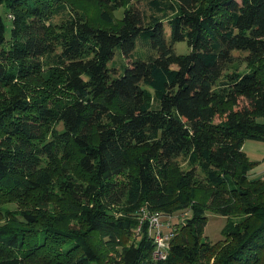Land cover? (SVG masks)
Segmentation results:
<instances>
[{
  "label": "trees",
  "instance_id": "1",
  "mask_svg": "<svg viewBox=\"0 0 264 264\" xmlns=\"http://www.w3.org/2000/svg\"><path fill=\"white\" fill-rule=\"evenodd\" d=\"M1 7L0 264H264V0Z\"/></svg>",
  "mask_w": 264,
  "mask_h": 264
},
{
  "label": "rangeland",
  "instance_id": "2",
  "mask_svg": "<svg viewBox=\"0 0 264 264\" xmlns=\"http://www.w3.org/2000/svg\"><path fill=\"white\" fill-rule=\"evenodd\" d=\"M121 12H122V9L117 11L116 14L121 13ZM0 14H2L9 21L7 13H5L3 7L0 8ZM57 19H59L58 16L56 17V20ZM141 43H142L141 40L137 39L136 47H135V54L137 56H139L141 54H147V52H148V47H146L144 44H141ZM174 48H175V51L177 53H186L189 50L185 41L176 42L174 44ZM115 61L117 64H119L121 62L130 63L129 59H123L122 56H120V54H117V56L115 57ZM259 121H263V118H259ZM256 142L257 141H253V140H246V142H245V151H247L248 153L250 152L252 154L251 158H253L254 161H256L255 159H257L259 157H253V156L259 155L260 151H261L259 146H258L259 144H256ZM253 154H256V155H253ZM189 214L190 213H188V212L187 213L180 212V214L177 213V215H173L172 217H170L169 220L165 219L166 217H165V215H163L162 220L165 222L169 221L170 224L172 225L174 223H177L181 219H186V217ZM224 222H225V218H223L222 216H219L216 214H210L208 216V221H207V224H206L205 229H204V234L207 235L211 240H217L218 238H220V230H221ZM168 227L171 230V227L170 226H168Z\"/></svg>",
  "mask_w": 264,
  "mask_h": 264
},
{
  "label": "built area",
  "instance_id": "3",
  "mask_svg": "<svg viewBox=\"0 0 264 264\" xmlns=\"http://www.w3.org/2000/svg\"><path fill=\"white\" fill-rule=\"evenodd\" d=\"M162 217L163 214L159 212L143 210L140 219L141 224L143 221L148 220V230L154 242V249L152 252L154 259H165L170 249L169 239L172 236V232L168 226H171V224L169 221H163ZM165 219L169 220L170 217L167 216ZM141 224H139L137 230L140 229Z\"/></svg>",
  "mask_w": 264,
  "mask_h": 264
},
{
  "label": "crops",
  "instance_id": "4",
  "mask_svg": "<svg viewBox=\"0 0 264 264\" xmlns=\"http://www.w3.org/2000/svg\"><path fill=\"white\" fill-rule=\"evenodd\" d=\"M255 141V140H253ZM246 142V141H245ZM245 142L243 144V149L245 151ZM256 144H259V148H260V154L259 155H256V154H253V155H256V156H253V157H259L257 159H255L256 161H258V163L256 164V166L253 168V175L254 176H263L264 175V141H257ZM254 146V145H253ZM248 155V157L253 160V158H251V153L245 151ZM254 161V160H253Z\"/></svg>",
  "mask_w": 264,
  "mask_h": 264
}]
</instances>
